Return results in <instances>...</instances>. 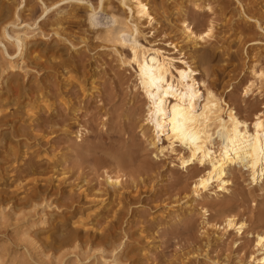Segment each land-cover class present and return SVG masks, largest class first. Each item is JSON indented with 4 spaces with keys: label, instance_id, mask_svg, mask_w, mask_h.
Instances as JSON below:
<instances>
[{
    "label": "rangeland",
    "instance_id": "374dc122",
    "mask_svg": "<svg viewBox=\"0 0 264 264\" xmlns=\"http://www.w3.org/2000/svg\"><path fill=\"white\" fill-rule=\"evenodd\" d=\"M17 1L0 0V34L2 27L7 26L10 32L34 30L36 37L27 51V61L31 66L17 69L16 73L9 76L12 78L14 75L13 79H16L11 84L8 83L11 90L6 96L21 104L28 100L33 103L38 95L29 88L33 80L42 86L40 96H50L57 109L56 112L41 110L37 122L29 124L27 116L23 115L19 121L0 129V264H18L24 261L27 253L34 252L22 240L16 224L20 223L22 216L36 221L35 212L43 206L46 207V212L52 214L53 223L44 229L38 225L33 226L28 229V235L37 241L39 251L44 253H41L45 255L44 264H60L61 261L73 264L74 253L90 256L81 264H99L100 256L109 259L114 246L120 242L123 244L117 250V257L121 264H177V258L182 252L203 244V236L200 234V206L194 203V210L176 222L167 223L164 220L168 212L166 208L190 184L192 177L190 170L186 172L181 169L172 156H155L152 148L144 142L137 118H141L145 103L139 91H134L132 70L120 66L107 48H101L102 42L96 37L95 30L85 40L86 44L79 43L78 30L84 23L82 17H75L73 14L81 13L82 7L74 8L66 2L60 5L63 26L72 35L71 41L79 43L76 47L79 48L78 52L74 53L67 41L64 42L52 33V24L57 15L55 9L41 13L40 0H27L26 6L18 9ZM157 1L168 8L176 0ZM205 1L210 3V9H197L190 2L185 3L188 16L195 18V22L201 24L214 20L219 30L216 40H213L215 45L210 46L213 48L211 62L200 68V73L207 72L219 89L224 91V96L237 105L238 110L245 115H252L253 109H264V93L244 95L239 81L248 76L247 72L244 70L240 74L238 82L235 81V76L241 68L245 69L248 65L246 48L250 51L255 45L247 43L242 48L243 40L259 39L264 44V16L260 14L262 17L258 24L262 25L258 27L254 21L247 18L243 20L236 13L241 7L246 12L250 9L256 12L262 3L260 0H242L243 4L237 3V0ZM16 11L18 17L15 16ZM97 19L99 27L108 24L106 12H98ZM164 22L166 21L158 24V30L153 34V31L145 30L146 36L156 45L170 50V54L176 55V50L164 42L168 36L173 35L167 30V22ZM236 27L243 31L242 40L237 44L232 37ZM162 28L165 33L158 36L156 33ZM229 46L232 48L229 49ZM9 50L12 52L13 46L10 45ZM0 57L4 61L1 51ZM51 61L63 65L64 69L55 67L56 63L53 65ZM69 69L74 72L73 77L76 74L82 81V88L75 79L66 85L68 80L63 78L61 71ZM92 76H95L98 89L88 95L84 89L90 86ZM23 86L27 89L24 88L26 95L22 94ZM47 89L49 94L45 93ZM63 96L69 97L70 102L81 107L72 113L66 109ZM79 129L82 135L75 137ZM23 145L41 151L33 158L36 163L34 173L30 172V175L20 179L21 185L30 182L28 187L31 192L39 194L32 204L27 203L28 198L23 189L13 182L18 177L16 168L21 164L19 161L13 162V157L8 153L13 150L19 154ZM51 152L62 155L63 159L56 161L51 158ZM62 171L65 172L64 175H61ZM106 171L126 174L124 181L128 187L119 195L121 203L116 207L115 216L105 222L101 221L98 227L102 230L99 231L76 228L72 224V215L90 205L88 198H84L85 193L97 192L106 187ZM132 181L135 184L131 185ZM116 202L112 203L113 206ZM202 202L208 204L211 219L220 221L230 211L246 221L249 232L242 236L230 233L222 241L211 242L208 248L210 256L230 262L239 255L249 253L252 250L250 233L264 228V194L260 195L252 189L246 172L234 170V185L229 195L204 197ZM72 230L76 231L77 239L60 245L59 236ZM236 240H240L238 245L234 243ZM26 258L29 259V264H38L36 259ZM200 262L201 258L198 257L179 264Z\"/></svg>",
    "mask_w": 264,
    "mask_h": 264
},
{
    "label": "bare ground",
    "instance_id": "6f19581e",
    "mask_svg": "<svg viewBox=\"0 0 264 264\" xmlns=\"http://www.w3.org/2000/svg\"><path fill=\"white\" fill-rule=\"evenodd\" d=\"M40 1L41 13L55 9L57 15H55L56 20L52 24V33L63 39L64 42L67 41L74 53L78 52L79 48L76 49L78 44L80 42L86 44L85 40L88 39L91 31L95 30L96 37H99L102 42L101 48H107L109 53L116 57L120 66L132 70L135 79L134 91H139V95L142 96L145 103L141 118H137L144 142L152 148L155 156H172L181 169L186 172L190 170L192 181L179 193L172 205L166 208L168 212L165 214L164 220L167 223L176 222L189 215L194 210V203H198L202 217L200 234L204 241L201 247L196 246L182 252L177 258V264L191 258L196 260L198 257L201 258L199 264H264V228L250 233L252 250L242 256H237L230 262L211 257L208 249L211 242L222 241L230 233L242 236L248 231L246 221L230 211L220 221L211 219L208 204L202 202L204 197L218 198L229 195L234 185V170L236 171V169L244 170L252 189L260 195L264 194V109H253L252 115L243 114L233 101L224 96V91L219 89L207 72L200 73V68L208 66L211 62L213 48L210 46L215 45L213 40H216L219 30L214 20L201 24L195 22V18L188 16L185 3L190 2L197 9L205 7L210 9V3L205 0H176L174 4L171 3V6L168 5V8H165L164 4L157 0H94V3L91 0ZM237 1L239 4L243 2L242 0ZM63 2L69 3L72 7H79V9L82 7L81 13L73 14L75 17H82V23H84L78 30L79 43L71 41L70 36L72 35H69L63 26L62 8L60 7ZM26 3L27 0H18L16 7L22 8L26 6ZM260 3L262 4L256 12L251 9L246 12L241 9V5V8L237 10V17H241L243 20L247 18L258 24L260 17L264 16V0H260ZM100 11L106 12L108 17L106 26H97V13ZM15 16L18 17L17 11ZM162 21L167 22L164 23L168 25V32L173 33L172 36L167 35L164 42L169 43L176 50V55L170 54V50L156 45L146 36L145 30L153 31V34L158 30L157 26ZM163 33L165 31L162 28L156 34L160 36ZM242 36L243 31L238 27L234 28L232 37L235 44L241 42ZM35 37L34 30L10 32L7 26L2 27L0 51L4 61L0 57V129L5 125L19 121L23 115L27 116L26 120L30 124L40 119L41 110L56 112L57 108L50 96L41 97L39 90L42 86L33 80L29 88L38 94L35 98L32 96L33 103L28 100L21 104L16 99H14L15 101L10 100L6 96V93L11 90V88L9 90L8 83L14 82L16 79H13L14 75L12 78L9 76L16 73L17 69L28 68L30 62L27 61V51ZM243 41L242 48L247 43L255 45L249 46L252 48L250 51H247V48L244 49L249 62L245 69L241 68L236 74L235 81H239L240 74L245 70L248 76L244 79L240 78L239 81L242 84L244 95L254 92L261 95L264 93V44H261L259 39H244ZM10 45L13 46L12 52L9 50ZM231 48L232 46H229V49ZM51 63L55 65L56 62L51 61ZM53 65L51 67H54ZM56 66L61 68L60 70L64 69L63 65H58V62ZM65 69L67 70V68ZM66 70L61 71L63 78L68 80L66 85L75 79L78 86L82 88V81L75 76L76 74L73 77L74 72L72 73L70 69ZM80 76L82 77V75ZM89 85L84 90L88 95H91L98 89L95 76L91 77ZM24 88V86L21 88L22 94L26 95V88ZM47 92L48 89L45 93ZM62 99L66 109L72 113L81 107L77 103L70 102L69 97L63 96ZM12 107L14 108L11 111ZM29 128L33 130L31 125ZM81 135L82 131L79 129L75 133V137H81ZM33 137L36 139V136ZM11 151L8 153L13 157V162L19 161L21 164L16 168L18 177L13 182H15V186L23 189V193L28 198L27 203L32 204L39 194L31 192L28 187L30 182L21 185L20 179L25 175H30V172L34 173L36 163L33 158L41 151L26 145L22 146L19 154L16 151ZM57 155L56 152L50 153L51 158L56 161L63 159L62 155ZM60 173L61 175L65 174L64 171ZM124 176L126 174L120 171L104 172L106 187L103 190L98 189L97 192L84 194V198H88L90 205L82 210H77L72 215V224L76 228L84 230H102L98 227L99 223L115 216L116 207L121 203L119 195H122L128 187ZM133 184H135L134 181L131 182V185ZM114 202L116 204L113 206ZM45 208L43 206L35 212L36 221L22 216L20 223L16 224L22 240L33 248L32 251L34 250L33 253H27V256L30 259H36L38 264H44L43 256L45 255L39 251L37 241L28 235V229L36 225L44 229L53 223L52 214L46 212ZM17 219L18 217H16ZM76 239L77 233L72 230L59 236L58 242L63 246V244L74 242ZM234 243L238 245L240 240H236ZM122 244L120 242L114 246L109 259L101 255L99 264H121L117 257V250L121 249ZM27 256L24 261L18 264H29ZM88 256L84 257L79 253H74L73 264L83 263L89 259L90 256ZM59 263L64 264L63 261Z\"/></svg>",
    "mask_w": 264,
    "mask_h": 264
}]
</instances>
